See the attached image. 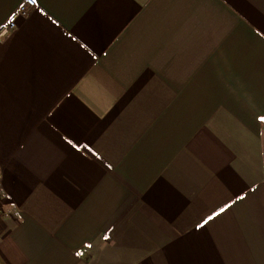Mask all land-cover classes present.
Returning <instances> with one entry per match:
<instances>
[{
    "label": "crops",
    "instance_id": "0c3cea01",
    "mask_svg": "<svg viewBox=\"0 0 264 264\" xmlns=\"http://www.w3.org/2000/svg\"><path fill=\"white\" fill-rule=\"evenodd\" d=\"M0 173V264H264V0H35Z\"/></svg>",
    "mask_w": 264,
    "mask_h": 264
},
{
    "label": "built area",
    "instance_id": "2783aa9c",
    "mask_svg": "<svg viewBox=\"0 0 264 264\" xmlns=\"http://www.w3.org/2000/svg\"><path fill=\"white\" fill-rule=\"evenodd\" d=\"M33 0H25L24 3L18 8L8 20L7 24L2 28L1 35L6 34L8 31L15 28L17 24V18L19 15H25L29 11V8L34 6ZM1 183H2V174L0 173V197H1Z\"/></svg>",
    "mask_w": 264,
    "mask_h": 264
},
{
    "label": "snow or ice",
    "instance_id": "6c2138e0",
    "mask_svg": "<svg viewBox=\"0 0 264 264\" xmlns=\"http://www.w3.org/2000/svg\"><path fill=\"white\" fill-rule=\"evenodd\" d=\"M33 3H35V0H33ZM221 211H223V209H221ZM208 219L210 220L212 217H209ZM205 223H207V221H205Z\"/></svg>",
    "mask_w": 264,
    "mask_h": 264
}]
</instances>
